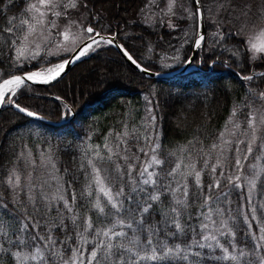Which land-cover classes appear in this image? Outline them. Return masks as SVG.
Segmentation results:
<instances>
[{
  "label": "trees",
  "instance_id": "16d2710c",
  "mask_svg": "<svg viewBox=\"0 0 264 264\" xmlns=\"http://www.w3.org/2000/svg\"><path fill=\"white\" fill-rule=\"evenodd\" d=\"M83 1L86 6L88 4V9L85 7L83 12L84 24L90 23L95 26L96 30L103 33L117 34L118 41L130 50L133 57L152 71H167L177 67L191 54L197 26L196 21L190 17L177 31L164 30L161 24L146 28L140 27V24L137 23L139 22L137 16L139 17L140 9L145 6L146 0H135L118 13L111 6L109 7L107 0ZM27 2L28 0H14L12 5L0 12V27L5 26L12 17H16V23L19 24L18 15L24 13L23 8ZM4 3L6 0H0V8ZM203 7L207 17L205 26L210 32L212 21L208 19V14L210 16L211 13L205 0H203ZM221 27L220 33H222L223 39L218 34L217 36L210 35L205 39L206 46L198 49L194 56L193 62L201 69L192 70L183 75L165 78L146 77L128 64L114 46L101 45L80 59L54 82L49 84L28 82L18 90L15 97L21 106H25L52 121L65 120L69 117L70 120L59 126H54L28 118L14 110L9 104L3 105L0 110V178L6 180L13 168L22 167L26 149H32L37 142L49 141L55 166L52 179L48 180L45 188H36L34 191H30V196L42 198V194L45 192L49 196L56 195L57 187L62 185L67 189L64 194L69 198L72 191L76 192V207L79 211L84 215L93 216L95 219L99 214L92 209L91 204H87L84 199L80 198V192L84 191L89 183L85 169L87 168L90 172L91 168L87 161L93 156L94 146L102 144L104 140H107L109 144L110 142L120 144L119 148L117 145L110 144L113 152H119V155L123 156L125 155L124 150L128 149L127 154L130 157L135 154V156H139L138 163L144 164L145 156L138 149L145 147L144 137L151 134L153 141L161 144L159 156L165 160L164 172L177 163H182L181 172L187 173L188 166L193 163L199 170L204 156L207 154L211 156L213 138L217 135L219 142V132L226 126L233 109L237 112L236 118L243 125L244 113H246L244 102L247 100L251 103V100L248 92L249 83L241 78L242 75L253 71H264V60L251 61L247 49L241 43L242 39L237 38L238 35L233 32H230L233 35H229L227 29L224 26ZM140 30L142 32H139ZM0 49H2L0 51V68L5 67L2 69L4 74L8 72L7 69L11 62L8 59L9 53H5L8 48L4 36H0ZM237 49H239L238 53ZM105 55L117 59L118 63L127 71V79L92 77L80 88L76 87L77 90L70 87V80L77 71L87 64L96 62L99 56ZM42 56L43 59L34 60L31 66L18 69L15 72L33 71L59 60L44 56V54ZM167 58L171 65L162 64L166 62ZM215 61L217 62L215 63ZM210 66H212L211 69ZM253 84L260 85L257 91L264 88V84L260 83L259 78ZM56 97L61 99L58 100ZM145 97H148V100ZM149 100L152 101L151 104ZM65 104L71 109V115H68L67 118L64 117V113L67 112ZM148 108L152 109L150 120L153 121L152 116L156 117L153 125L156 129L154 133H148V127L145 130L143 123L145 111ZM126 131L129 133L121 139V135ZM157 132H159L158 140ZM118 133L120 139H117ZM137 137H139L138 140ZM121 140L126 142L121 144ZM218 142L217 145H219ZM146 150L151 153L150 148ZM99 151L101 156L106 157L108 154L107 148ZM116 161L117 157L113 156V163H108L106 160L96 161V163L97 166L102 165L107 170L105 175L110 174L115 177L114 163ZM223 161L229 163L227 157ZM261 161V165L252 168V173L242 168L244 175L256 172L255 187L250 186L249 189H246L243 183L241 184L242 188L226 185L223 177H218L221 180V188L209 191L207 185L212 183L213 179L208 176L206 170L201 177L205 186L203 191L193 187V176L187 178L190 192H196L199 198H191L190 206L185 212V219L187 220L188 216L192 217L188 223L197 227V232H199L198 225L203 220V215H199L201 213L204 215L214 213V215L228 220L230 227L235 232V239L233 240L231 236L221 237V242L226 247L234 243L238 248H242L248 253L244 261H234L232 264H258V261L260 264L258 256H264V252L253 251V240L249 234L251 230L254 233L253 231L258 230L259 226H264V208L261 207L264 206V152L261 154ZM119 162L123 163L122 160ZM156 171H160V168H157ZM161 174L163 175V173ZM244 180H246L245 177ZM69 181H71L70 188ZM106 186L111 187V185ZM248 190L253 194L251 199L253 204H249L246 199ZM93 191L95 192L96 189L94 188ZM114 191L115 188H113ZM224 192L229 193L227 200L223 198ZM0 193L4 195L2 197L0 194V202L7 204L6 209L0 208V228L3 232L17 231L18 222H27L25 217L29 213L40 219L41 224L59 219L55 212L48 213L44 209V205L48 203L47 200L43 201L40 212L34 211L32 203L27 199L29 193L25 189L18 193L14 200L11 199L6 183H0ZM206 195L211 197L207 204L204 203ZM253 205L257 207L255 213L257 222L252 219L251 208ZM161 208L164 211L167 210L165 205H161ZM217 209L221 211L218 212ZM65 215L68 214L65 213ZM160 221L161 215L154 213L150 223L155 226ZM65 223L69 224L66 234L73 236V226L70 221L66 220ZM106 223L107 221H104V224ZM104 224L99 226L103 227ZM248 224H251V229ZM125 230L129 231V236L132 235L130 230ZM55 234L60 240L65 238V232L59 229L55 231ZM146 234L137 232V236L141 240ZM192 235L189 232L187 235L166 238L161 234L154 239H158L170 247L179 244L183 249L186 247V242H191ZM197 238L199 237L197 236ZM88 239L89 243L85 245L86 250L91 248V237ZM68 246H74V241H68ZM24 251L28 252V249H24ZM202 251L206 253V256L200 264H229V261L217 259L222 256V251L219 248ZM69 255H71L70 251L65 253V256ZM85 256H87V251H85ZM192 261L191 255L188 261L174 255L162 264H192ZM0 264H6V261L0 259ZM30 264H36V262H30ZM56 264H62V261L57 260ZM145 264H154V262L148 261Z\"/></svg>",
  "mask_w": 264,
  "mask_h": 264
},
{
  "label": "snow or ice",
  "instance_id": "6c2138e0",
  "mask_svg": "<svg viewBox=\"0 0 264 264\" xmlns=\"http://www.w3.org/2000/svg\"><path fill=\"white\" fill-rule=\"evenodd\" d=\"M13 3L14 0H6V3L0 8V12H3ZM82 3L83 0H37L36 3L28 4V8L25 10L26 18L21 20L19 24L16 23L17 18L12 17L5 26L0 27V36L5 37L7 48L13 54L8 57L12 62L10 66L22 68L26 61L41 60L43 59L42 52L44 56L58 55L60 51L70 52V58L63 59L46 68L0 75V106L9 104L20 113L29 117H37V113L17 102L15 97L18 90L28 82L48 84L57 80L69 64L75 63L101 45L115 46L137 69L148 71L146 66L141 65L139 60L133 57L129 49L123 44H116L115 35L105 36L90 23L87 27H83L73 17V10L78 9ZM228 3L231 4V0H228ZM192 4L194 8H183V11L196 21L197 32L193 43L196 49H201L206 46V32L204 31V23L207 18L206 10L203 7V0H192ZM150 5H155L158 11V19L160 23H163V17L176 15L178 0H166L164 7L160 6L159 0H146L145 7ZM220 8L224 9L223 3L220 4ZM250 11V8L242 7L236 17L237 21L240 20V17H247ZM141 12L143 13L144 9H141ZM28 13H32V15H28ZM260 13H264V5L259 6L258 14ZM49 17L63 18L66 22L65 29L56 33L62 38L59 41L52 37V30L58 28L56 19H49ZM37 26H40L43 31L37 33ZM168 27L174 28L175 25L169 22ZM73 28L86 33L87 36L80 46L68 49L65 45L69 41L70 35H74L72 33ZM247 32L248 28L241 22L236 34L244 36ZM229 35L233 34L229 33ZM220 36L223 39L222 33ZM260 36L264 37V31H261ZM241 43L245 44L252 53L251 61L264 60V41L256 43L252 39H247L241 40ZM53 45L57 49L55 53L50 50ZM236 52L238 53L239 49ZM0 73H2V69H0ZM241 78L249 83L248 92L251 103L247 100L244 102L246 113H244L243 128L244 135L249 136L250 140L237 138L235 152L238 155L233 165L237 170L242 167V158L239 155L242 151L239 147L240 144L244 145V160L253 153V145H256L257 150H259L261 144H264V111L256 107L259 103L264 108V88L257 91L260 85L253 84L257 78L261 84H264V71L249 72L243 74ZM56 99L61 98L56 97ZM145 99L148 100V97ZM149 103L151 104L152 101L149 100ZM65 108L67 112L64 113V117L67 118L68 115H71V109L66 104ZM148 111L151 115V109ZM236 115L237 112L233 109L231 117L234 118ZM151 118L153 121L156 119L155 116ZM234 127L239 129L241 125L236 123ZM156 136L158 140L159 132L156 133ZM223 137L224 133L222 132L219 139L223 140ZM117 139H120L119 133ZM138 139L139 137H137ZM144 139L146 141L145 147L138 149L139 152L149 158L144 164L138 163L139 156L133 154L135 158L130 157L127 154L128 149L124 150L125 155L120 156L119 152H113V149L107 144H105L108 153L106 157L101 156L98 150L99 146H96L97 150H94L92 158L88 159L87 164L91 171L89 172L86 168L85 172L89 183L85 190L80 192V198L84 199L87 204H91L92 209L99 214L96 215L95 219L93 216L84 215L79 211L76 207V192L72 191L69 198L64 194L67 189L62 185L57 187V194L53 196H49L46 192L42 194V198L29 195L28 199L32 203L34 211L40 212L43 201L47 200L48 203L44 205V209L48 213L55 212L59 219L51 223L41 224L40 219L29 213L25 217L27 222H18L17 231L12 233L0 232V259H4L6 264H30V262L56 264L57 260L62 261V264H85V261L86 264H145L148 261L154 262V264H162L174 255L184 261H188L191 255L193 257L192 264H200L206 256L202 250L219 248L222 251V256L217 257L218 260L229 261V264L234 261H244L248 253L242 248H238L234 243L226 247L221 242V237L231 236L233 240L235 239V232L230 227L228 220H213L210 213L208 215L201 213L199 215H203V220L199 223V232H197V227L188 223L192 217L188 216L187 220L185 219V212L190 206L191 198H199L196 192H190L187 178L193 176V187L203 191L205 186L201 181V171L196 170L195 165L192 164L188 166L189 171L187 173L181 172L182 163H177L167 172H164L165 160L159 156L161 144L154 142L151 134ZM257 140H260L261 144H257ZM125 142L124 140L120 141L121 144ZM189 143L191 144V142ZM223 143L229 144L232 141L223 140ZM119 147L120 144L117 145V148ZM217 147V144L212 145L213 149ZM147 148H150L151 154L146 150ZM113 156L117 157V161L114 163L115 177L110 174L105 175L107 170L102 165L97 166L96 163V161L105 160L108 163H113ZM121 160L123 163L119 162ZM204 163L207 167V161ZM218 165L219 162L211 166V172L214 175L212 183L207 185L209 191L221 188V180L215 176ZM52 167L55 166L52 165ZM82 167L84 166L82 165ZM157 168H160V171H156ZM219 176L223 177L226 185L234 188L243 187L237 183L242 179L239 174L230 175L221 171ZM0 183H6L12 190L17 188L23 190L21 177L15 172L8 175L6 181L0 178ZM251 183L255 187V181ZM106 185H111V187ZM70 187L71 181H69ZM94 188L96 189L95 192L93 191ZM113 188H115L114 192ZM30 190L34 191L35 189L30 188ZM25 194L27 195V193ZM222 195L227 200L229 193L224 192ZM210 199L211 197L206 195L204 203L207 204ZM246 199L249 204H253L250 195ZM161 205H165L167 210L164 211ZM0 208L6 209V202H0ZM217 211L221 210L217 209ZM256 211L257 207L253 205L251 208L253 220L257 219ZM154 213L161 215V221L155 226L150 223ZM66 220L70 221L73 226V236L66 234L69 230V224L65 223ZM104 221L107 223L104 224ZM209 222L213 227L210 228ZM101 224L104 226L100 227ZM249 228L251 229V224H249ZM57 229L65 232L63 240L56 236L55 231ZM125 229L130 230L132 235L129 236V231ZM258 231L259 235L249 233L253 240L252 249L253 251L264 252V226L259 227ZM137 232L147 234L141 240L137 236ZM189 232L193 234L191 242H186V247L183 249L179 244L170 247L160 240L154 239L161 234L166 238H175L178 235H187ZM89 237H91V248L86 250L85 245L89 243ZM68 241H74V246L69 247ZM24 249H28V252H25ZM69 251L71 255L65 256V253ZM85 251H87V256H85ZM260 264H264V256L260 257Z\"/></svg>",
  "mask_w": 264,
  "mask_h": 264
},
{
  "label": "rangeland",
  "instance_id": "374dc122",
  "mask_svg": "<svg viewBox=\"0 0 264 264\" xmlns=\"http://www.w3.org/2000/svg\"><path fill=\"white\" fill-rule=\"evenodd\" d=\"M191 1V0H190ZM189 0H178V7L176 10V15L175 16H171V17H163V23H160L159 19H158V11L155 7V5H150L149 7H142L141 9H144V12H139V17L137 16V18L139 19V23L140 27H152L155 26L156 24H161V26L164 28V30H170V31H174V30H179L180 28H182V24L186 23L187 20H189V16L186 12L183 11V8H194L192 1H191V5ZM208 3V8L210 11V16L208 14V19L211 22L210 27L212 26V29L210 32L207 31V27H205V32H206V37L205 39H207L210 35H214L217 34L220 35V31L222 30L221 26H224L227 31L233 32V33H237V29L241 26V22L244 23V25L248 28V32L244 35H238L237 38H240L242 40H247V39H252L253 42L256 43H260L262 41H264V37L260 36L261 31H264V13H260L258 14V10H259V6L264 5V0H231V4L228 3V0H205ZM37 0H28V2L26 3V5L24 6L23 10L24 13L21 15H18V20L21 21L23 19H25V10L28 8V4L29 3H36ZM135 2V0H107V3L109 5V7L111 6V8L116 12H120L125 6H127L129 3ZM160 2V6L164 7L166 0H159ZM89 3V2H88ZM223 3L224 5V9L220 8V4ZM182 6V7H180ZM191 6V7H190ZM85 7L88 9V4L87 6L85 5V2L83 1V3L81 4V6L78 9L73 10V17L83 26V27H87L89 24H84V16H83V12L85 10ZM250 8V14L247 17H240V20L237 21L236 17L239 15L241 8ZM76 12V13H75ZM214 13V15H213ZM218 14V15H217ZM28 15H32V13H28ZM217 16V17H216ZM227 17V18H224ZM49 19H56L55 17H49ZM207 21V18L205 20V22ZM171 22L173 25H175L174 28H170L168 27V23ZM56 23L58 25L57 29H53L52 30V37L54 40L59 41L62 38L57 36L56 33L57 31H63L65 29V21L63 20V18L60 19H56ZM197 26V24H196ZM43 29L40 26H37V33L42 32ZM98 31V30H97ZM139 32H142V30H140ZM72 33H74V35H70L69 37V41L67 42V44L65 45V47H67L68 49L71 48H75L77 45H79L84 39H86L87 34L83 33L82 31L77 30L76 28L72 29ZM103 33V32H101ZM117 36V34H116ZM207 43V41H206ZM211 43V42H210ZM244 48H246L245 44H244ZM247 49V48H246ZM51 52L55 53L57 51V49L55 48V46H51ZM247 54L249 56V59L252 55V53L247 49ZM5 53H9L8 56H10L12 53L9 52V50H5ZM70 54V52L68 51H60L58 55L56 54H49L47 55V57H53L56 59H59L55 62H52L46 66H43L41 68H46L49 66H52L58 62H60L63 59H66L68 57V55ZM13 55V54H12ZM43 55V52H42ZM169 58H167L166 62H163V65H171V62H168ZM176 59V58H175ZM170 60H172V58H170ZM34 60H29L26 61L24 63V66L22 68H17V67H13V66H9V69H7V73L10 72H15L18 69H23L26 68L27 66H31L32 62ZM217 61H215L216 63ZM12 62H10L11 65ZM38 63V62H37ZM5 68V67H4ZM4 68H0V69H4ZM39 68V69H41ZM36 69V70H39ZM192 68H188V70H190ZM177 70L176 67L167 70V71H162V72H169V71H175ZM34 71V70H33ZM0 75H3V73H0ZM106 75V76H104ZM100 76H104V77H100ZM110 78V77H116V78H123V79H127L128 77V73L125 70V68H123L117 61V59L113 56H109V55H105L103 57L99 56V59L96 60V62H92L90 64H87L86 66H84L83 68H81L79 71H77V73L73 76V78H71L70 80V87L72 89L77 90L78 88H80V86H82L84 84V82H87L89 80H91V78ZM6 78V77H5ZM130 78V77H129ZM77 87V89H76ZM166 99V97H164ZM7 105V104H5ZM257 108L261 109V111H264V108L261 107L260 104H258L256 106ZM151 109V108H148ZM148 109L145 111V115H144V127L145 130L147 128V132L148 133H154L156 131V129L153 127L154 125V121L150 120V114ZM151 113H152V109H151ZM168 119H170V117H168ZM239 123L241 125V127L239 129L234 127V124ZM224 133V137L223 140H228V141H232V143L229 144H225L223 143V140H219L218 142V135L213 138V144H217V142L219 143L218 147L216 149L211 150V156H209V154H207L206 156H204L203 158V163L199 168V171H201V177L203 172L206 170L208 173V176L211 177L213 179V173L211 172V166L212 165H216L217 162H219V165L217 167V172L215 174V176L218 178L219 173L221 171H224L230 175H241L242 179L240 181H237V183L240 184H244L246 189H249L250 186H252V181L255 180L256 177V172L254 174H251L252 168H256L257 166L262 164L261 161V154L264 152V144H261L260 140H257V144H261V147L259 150H257L256 145H253V153L251 155L248 156V158L246 160L243 159V150H244V145L240 144L239 147L241 148V152L239 153V155L242 158V167L237 170L233 165H234V161L236 159V156L238 155L235 152V144L237 141V138H239L240 140H250L249 136H245L244 135V128L243 125L240 123V120L237 119L236 117H231L228 119V121L226 122V126L219 132V133ZM125 133H129V132H124L121 135V139H123L126 135H124ZM257 135L259 136V133H257ZM215 142V143H214ZM105 144H107L109 147L117 145V143L112 144L110 142V144L108 143L107 140H104V142L102 144H97L94 146L95 150L96 146H99L98 150H104L105 149ZM149 154H151L149 152ZM24 164L22 165L21 168H13L9 175L12 174L13 172H15L17 175H19L21 177V181H22V185H23V190L25 189V191L27 193H29V195H31L32 190H30V188H45V186L47 185L48 180L52 179V175L54 172V168L52 167V165H54V156H53V151L51 148V145L49 143V141H43V142H37L32 149H26L25 150V154H24ZM228 158L229 163H226L225 161H223V159ZM258 157V158H256ZM148 157L145 156V162L148 161ZM205 161H207L208 166L205 167ZM35 162V163H33ZM194 164V163H193ZM195 165V164H194ZM196 170L197 167L195 166ZM245 168V170L248 172L250 171L251 173L249 175L245 174L243 172V169ZM246 172V173H247ZM246 178V180H244V177ZM7 180V179H6ZM5 180V181H6ZM7 185V184H6ZM248 185V186H247ZM7 189H9V193L11 196V199H14L16 195H18V193H20L21 190L20 188H17L15 190H12L8 187L7 185ZM49 189V188H46ZM2 195V197L4 196L2 193H0ZM251 196V199L253 197V194L251 193L250 190H248L247 196ZM246 196V197H247ZM16 199V198H15ZM14 199V200H15ZM28 199V197H27ZM264 208V207H263ZM211 217L213 220H221L222 218L219 215H214V213H211ZM257 222V219L255 220ZM210 228L213 227L211 225V223L209 222ZM249 226V224H248ZM260 227V226H259ZM259 229V228H258ZM0 232H3L0 228ZM252 232V230H251ZM254 233H256L257 235H259V231L255 230L253 231ZM259 260H260V256ZM259 264V261H258Z\"/></svg>",
  "mask_w": 264,
  "mask_h": 264
},
{
  "label": "water",
  "instance_id": "95a60500",
  "mask_svg": "<svg viewBox=\"0 0 264 264\" xmlns=\"http://www.w3.org/2000/svg\"><path fill=\"white\" fill-rule=\"evenodd\" d=\"M204 26H205V23H204ZM103 34V33H102ZM103 35H105V36H109V34H103ZM116 44H120L118 41H117V39H116ZM80 46V45H79ZM119 52H120V50L119 49H117ZM195 52H196V48H193V51H192V53H191V55H190V57L187 59V61L183 64V66L182 67H180L177 71H171V72H159V71H151V70H148L147 72H145V71H141L140 69H137L136 67H135V65H133L130 61H128L127 60V58L126 57H124L123 55H122V53H121V55L124 57V59L127 61V63L128 64H130L135 70H137V71H139L140 73H142V74H144L145 76H147V77H150V78H162V77H170V76H174V75H178V74H181V72H184L186 69H187V67H189L191 64H192V60H193V57H194V55H195ZM68 58H70V55H69V57ZM67 58V59H68ZM79 61V60H78ZM188 61H190V62H188ZM77 62V61H76ZM75 62V63H76ZM75 63H71V64H69L67 67H66V69H65V71L62 73V75L64 74V73H66ZM61 75V76H62ZM60 76V77H61ZM52 82H54V81H52ZM52 82H50V83H52ZM37 84H43V83H37ZM49 84V83H48ZM0 108H1V106H0ZM15 110H17L15 107H13ZM23 115H25V116H27L26 114H24V113H22ZM27 117H29V116H27ZM30 118H33V119H37V120H40V121H43V122H45V123H48V124H51V125H55V126H57V125H61L64 121H51V120H49V119H47V118H45V117H43V116H41V115H39V114H37V117H30Z\"/></svg>",
  "mask_w": 264,
  "mask_h": 264
}]
</instances>
